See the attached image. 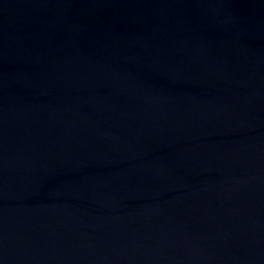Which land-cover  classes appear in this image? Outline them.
Masks as SVG:
<instances>
[{"label": "water", "instance_id": "water-1", "mask_svg": "<svg viewBox=\"0 0 264 264\" xmlns=\"http://www.w3.org/2000/svg\"><path fill=\"white\" fill-rule=\"evenodd\" d=\"M0 264H264V0H0Z\"/></svg>", "mask_w": 264, "mask_h": 264}]
</instances>
